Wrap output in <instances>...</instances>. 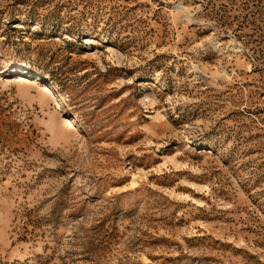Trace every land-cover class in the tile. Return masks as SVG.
Listing matches in <instances>:
<instances>
[{"label":"rangeland","instance_id":"rangeland-1","mask_svg":"<svg viewBox=\"0 0 264 264\" xmlns=\"http://www.w3.org/2000/svg\"><path fill=\"white\" fill-rule=\"evenodd\" d=\"M0 264H264V0H0Z\"/></svg>","mask_w":264,"mask_h":264},{"label":"bare ground","instance_id":"bare-ground-1","mask_svg":"<svg viewBox=\"0 0 264 264\" xmlns=\"http://www.w3.org/2000/svg\"><path fill=\"white\" fill-rule=\"evenodd\" d=\"M23 71H25V70H23ZM51 89L54 90V88H51ZM53 90H48V93H49V94H52V93H53Z\"/></svg>","mask_w":264,"mask_h":264}]
</instances>
